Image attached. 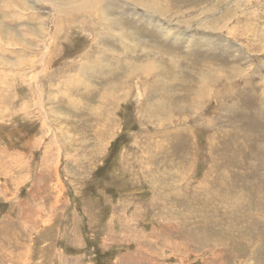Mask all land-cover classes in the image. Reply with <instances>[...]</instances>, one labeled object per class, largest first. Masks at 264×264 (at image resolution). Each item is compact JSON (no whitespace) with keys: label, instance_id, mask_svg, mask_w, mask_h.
Returning a JSON list of instances; mask_svg holds the SVG:
<instances>
[{"label":"rangeland","instance_id":"1","mask_svg":"<svg viewBox=\"0 0 264 264\" xmlns=\"http://www.w3.org/2000/svg\"><path fill=\"white\" fill-rule=\"evenodd\" d=\"M0 264H264V0H0Z\"/></svg>","mask_w":264,"mask_h":264},{"label":"bare ground","instance_id":"2","mask_svg":"<svg viewBox=\"0 0 264 264\" xmlns=\"http://www.w3.org/2000/svg\"><path fill=\"white\" fill-rule=\"evenodd\" d=\"M235 75H236V72H235ZM202 80V79H201Z\"/></svg>","mask_w":264,"mask_h":264}]
</instances>
